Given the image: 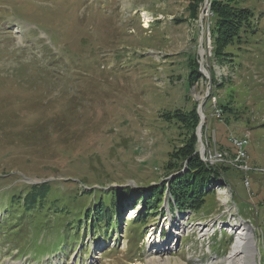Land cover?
<instances>
[{
    "label": "rangeland",
    "instance_id": "374dc122",
    "mask_svg": "<svg viewBox=\"0 0 264 264\" xmlns=\"http://www.w3.org/2000/svg\"><path fill=\"white\" fill-rule=\"evenodd\" d=\"M193 3L0 0V103L20 98L12 118L7 120L8 106L1 113L6 120L0 122V264H164L167 259L169 264H225L243 221L258 246L255 263L264 264V0H241L259 31L249 47L228 49L235 59L224 63L213 55L211 31L217 22L211 7L203 21L201 52ZM143 13L149 16L147 28ZM202 55L207 74L200 69ZM195 62L202 79L191 85ZM204 100L202 161L233 169L200 212L170 211L166 200L162 210L161 204L152 207L149 225L141 231L155 226L157 233H150L147 244L142 238L130 242L139 236L129 234L126 225L109 240L89 237L81 244L72 233L73 243L63 244L64 232L59 237L58 225L51 229L54 221L39 224L40 218L11 207V194L29 183L55 181L63 190L62 182L71 180L88 191L91 202L100 200L99 190L114 189L105 197L128 205L137 201L142 209L151 187L169 179L170 153L191 134L173 117L188 115ZM215 100L237 112L228 117V128L214 113ZM236 133L249 141L241 162L222 150L232 148ZM218 154L224 161L211 163L210 156ZM154 201L150 197V207ZM164 228L166 236L157 242ZM183 229L192 232L184 235ZM36 244L62 248L37 254Z\"/></svg>",
    "mask_w": 264,
    "mask_h": 264
},
{
    "label": "trees",
    "instance_id": "16d2710c",
    "mask_svg": "<svg viewBox=\"0 0 264 264\" xmlns=\"http://www.w3.org/2000/svg\"><path fill=\"white\" fill-rule=\"evenodd\" d=\"M194 3L190 5L191 12L194 19H198V8L203 4L204 0H193ZM241 0H211L210 7L217 22L216 31L211 35L213 37V55L218 62H223L224 59L228 62H232L235 58L234 53L227 52L228 49L236 46L238 50L243 47H249L252 45L251 39L258 33L254 24L255 16L253 12L241 5ZM230 57H232L230 59ZM192 71L190 73V84L194 85L202 79V74L198 71V64L195 62L192 65ZM27 94V92H25ZM1 98V97H0ZM211 99V96H210ZM209 99L208 102L211 100ZM7 101L0 103V122L6 120L1 113L5 106H8V112L6 114L7 120L12 118L18 109H15L20 98L15 99L6 98ZM32 102L36 101L31 96ZM39 107L43 106L42 103H38ZM218 109L221 110V122H224L226 128L228 117L235 115L237 112L233 110L230 103H226L223 100L221 103L216 104ZM173 118L188 131H191L189 138L182 146L170 153V160L166 166L168 171L169 180L162 183V187H151L150 193L145 194L144 205L142 209H138L139 213L135 220L125 222V215L127 209L131 208L135 211L139 206L135 201L128 205L127 203L120 202L117 198L105 197V194L112 192L114 189H110L109 192L99 190L102 194L99 201L94 200L91 202L90 197H86V192L80 189L75 182L71 180L63 181L64 189L62 190L61 184L55 181H49L42 184L24 185L25 189L18 193L11 194L10 205L15 207L14 211L20 212L23 210L36 220L40 218L39 224H42L44 219H51L50 223L54 221L51 229L56 230L55 226L58 225L57 231L60 237L64 232L62 239L63 244H72L73 242L68 240L73 233L72 238L74 241H81L84 243L85 239L92 237L97 242L102 240H109L110 236H113L114 231H121L122 225H126L124 228L129 231V234L135 233L139 237L138 240H131L133 244H139L140 239L143 238L144 232L141 231L144 227H147L148 223L146 218L150 215L152 207H156L158 204L161 206L164 203V193L168 190L171 200L169 202L170 208L179 212L191 211L194 213L200 212L203 207L208 203V199L213 195L214 187L222 178L228 181L227 171H231L233 168L226 166L225 164L217 163L213 166H207L204 164L198 154V141L195 136V131L199 126L200 119L197 114V108L194 107L190 113L176 114ZM208 123V120H207ZM244 136V135H243ZM237 133L234 137L242 138ZM232 148L223 149L224 151H231V157L237 156V149L231 142ZM249 148V146H248ZM230 154V153H229ZM187 168L184 173H180ZM116 192V190H114ZM90 191L89 193H92ZM121 192V191H120ZM155 199L152 206H149V199ZM63 206V210H58L56 207ZM146 209V212L143 210ZM66 211L64 214L62 212ZM53 216V219L50 217ZM117 222V223H116ZM89 223V226H88ZM116 223V224H115ZM125 223V224H124ZM49 223H44L48 225ZM83 226L88 228L84 229ZM89 230V234L86 236L85 232ZM44 230H41L43 232ZM141 231V233H137ZM71 238V239H72ZM233 240V237H229V242ZM228 241V240H227ZM35 252L37 254H48L52 250H60L62 246L58 244H52V248L44 247L40 244L34 245ZM37 261V260H35Z\"/></svg>",
    "mask_w": 264,
    "mask_h": 264
},
{
    "label": "bare ground",
    "instance_id": "6f19581e",
    "mask_svg": "<svg viewBox=\"0 0 264 264\" xmlns=\"http://www.w3.org/2000/svg\"><path fill=\"white\" fill-rule=\"evenodd\" d=\"M205 8L208 9V7H205ZM142 16L146 20L145 27L147 28V26L149 24V16L147 13H143ZM202 53L204 54L203 51H202ZM217 110H219V109L217 108ZM248 142H249L248 137L245 136V143H248ZM131 212L132 213H130V216L133 214L135 215V213L133 211H131ZM131 218H132V216H131ZM244 224H246V223H244ZM244 224H241V228H239L237 230L240 232V235H239L240 238L239 239L237 238V240L235 242L236 244L232 248V251L230 252V254L227 256L225 264H256L255 263V261H256L255 255H256L257 250L255 248L256 247L255 242H253L251 232L247 227L248 225L245 226ZM239 240H241V242ZM153 261L154 260H150L149 264H156ZM169 263H170V261H169V259H167L164 264H169Z\"/></svg>",
    "mask_w": 264,
    "mask_h": 264
},
{
    "label": "water",
    "instance_id": "95a60500",
    "mask_svg": "<svg viewBox=\"0 0 264 264\" xmlns=\"http://www.w3.org/2000/svg\"><path fill=\"white\" fill-rule=\"evenodd\" d=\"M205 3H206L205 4V7H206L208 5V3H209V0H206ZM203 18H204V16H203V14H201L200 18L198 19V20H200V28L202 29V32H201L202 33V35H201V52L202 51L204 52L203 45H202V42H203V28H204V25H203V20L204 19ZM199 64H200L201 72L203 74H205L206 73V69H205V66H204V57H203V55L201 56V61L199 62ZM207 96H208V93H206L205 97H207ZM204 103H205V100H204V102H200V104L198 105V109H197V114L199 116L200 123H199L198 128L196 129V136H197V139H198V147H199L198 153L201 155V159H202V156L204 155L205 146H206L204 144L203 140H202V128L204 126V120H205V116L203 114ZM180 174H182V173L175 174V175H173V177L176 176V175H180ZM37 183H39V182H37ZM255 246L258 247L256 244H255Z\"/></svg>",
    "mask_w": 264,
    "mask_h": 264
},
{
    "label": "built area",
    "instance_id": "2783aa9c",
    "mask_svg": "<svg viewBox=\"0 0 264 264\" xmlns=\"http://www.w3.org/2000/svg\"><path fill=\"white\" fill-rule=\"evenodd\" d=\"M206 15L208 16L207 13H206ZM215 103H216V100H215ZM214 113L216 114V117L218 119L221 117V111L217 110L216 107H214ZM231 142L234 144V146L237 149V160L241 162L244 159H246L247 158V153L245 151V148L248 145V143H245V137L240 138V139L232 137V141ZM210 160H211L210 161L211 163H214L216 161H224L223 160V154H218V155H216V157L210 156Z\"/></svg>",
    "mask_w": 264,
    "mask_h": 264
}]
</instances>
